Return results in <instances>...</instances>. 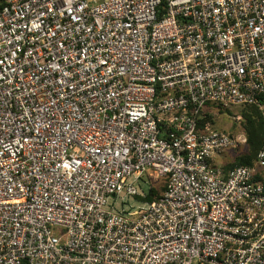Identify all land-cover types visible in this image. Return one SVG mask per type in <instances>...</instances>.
Segmentation results:
<instances>
[{
    "label": "built area",
    "instance_id": "obj_1",
    "mask_svg": "<svg viewBox=\"0 0 264 264\" xmlns=\"http://www.w3.org/2000/svg\"><path fill=\"white\" fill-rule=\"evenodd\" d=\"M237 107L264 0H0V264H264V148L200 126Z\"/></svg>",
    "mask_w": 264,
    "mask_h": 264
},
{
    "label": "trees",
    "instance_id": "obj_2",
    "mask_svg": "<svg viewBox=\"0 0 264 264\" xmlns=\"http://www.w3.org/2000/svg\"><path fill=\"white\" fill-rule=\"evenodd\" d=\"M224 109H220L223 112ZM230 112V109H225ZM242 125L243 132L247 136V150L238 155L233 163L225 164V171L231 170L235 166H250L255 167V162L258 153L264 148V116L254 107L242 108ZM206 118L201 120L200 126L204 127L207 123L214 126L215 120L213 115L208 111ZM234 134V133H233ZM255 180L264 186V168L258 169ZM166 189V181L162 180L156 184L145 198L139 200L153 202L160 198Z\"/></svg>",
    "mask_w": 264,
    "mask_h": 264
},
{
    "label": "rangeland",
    "instance_id": "obj_3",
    "mask_svg": "<svg viewBox=\"0 0 264 264\" xmlns=\"http://www.w3.org/2000/svg\"><path fill=\"white\" fill-rule=\"evenodd\" d=\"M98 1L100 2L102 0ZM242 108L246 107L231 108L230 112L225 110H223V112L220 110L215 111L216 113L213 115V118L215 120L213 129L226 131L231 134L234 133V135L244 133L241 113ZM239 154L240 151H235L223 156L222 158L225 160L222 162V164L233 163ZM159 183H156V181L152 182V180L147 179V176H145L139 181V183H136V187L140 194H148L150 192V185L154 187ZM140 203L141 201L139 200V198L128 196L126 195V192L120 194L117 199H109V204L111 206L114 205L118 211H122L123 209L127 208H136L137 206H140Z\"/></svg>",
    "mask_w": 264,
    "mask_h": 264
}]
</instances>
